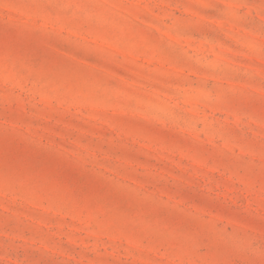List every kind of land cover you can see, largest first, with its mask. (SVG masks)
Segmentation results:
<instances>
[{
	"label": "rangeland",
	"instance_id": "obj_1",
	"mask_svg": "<svg viewBox=\"0 0 264 264\" xmlns=\"http://www.w3.org/2000/svg\"><path fill=\"white\" fill-rule=\"evenodd\" d=\"M0 264H264V0H0Z\"/></svg>",
	"mask_w": 264,
	"mask_h": 264
}]
</instances>
